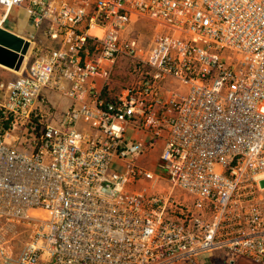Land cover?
I'll return each mask as SVG.
<instances>
[{
  "label": "built area",
  "instance_id": "obj_1",
  "mask_svg": "<svg viewBox=\"0 0 264 264\" xmlns=\"http://www.w3.org/2000/svg\"><path fill=\"white\" fill-rule=\"evenodd\" d=\"M17 7L36 31L0 81V264H264V0H0Z\"/></svg>",
  "mask_w": 264,
  "mask_h": 264
},
{
  "label": "crops",
  "instance_id": "obj_2",
  "mask_svg": "<svg viewBox=\"0 0 264 264\" xmlns=\"http://www.w3.org/2000/svg\"><path fill=\"white\" fill-rule=\"evenodd\" d=\"M2 10V9H1ZM11 13H13L14 15V20H12L11 22H9L7 19V22L4 20V18L2 17V20L0 19V26L12 31L15 34H18L24 38H28L29 34L32 32H35L36 30L32 27L31 25V21H30V15L27 11V9L25 7H17L14 8L13 10H11ZM6 22V23H5ZM38 39L40 41V43L42 44H46V45H50L51 41L48 38V36L43 32V31H38ZM45 45V46H46ZM30 56V51L28 52V54L26 55L25 58V62L23 64V67L20 71H15L13 69H10L8 67H5L3 65L0 64V81H6V80H10V79H14L16 77H18L19 74H21V72L24 69V65L26 64V62L28 61V58ZM10 69V70H9ZM13 70V71H11ZM133 80V77L131 76L130 79L128 78H123L120 77L118 75H116V73L114 74V77L110 80V82L108 83H104L102 79H97V84L98 87L102 89V92L104 90V88L107 86V84L113 88L114 86L117 87L115 89V93L114 94H119L124 88V84H130ZM55 100H52L54 102V104L58 107V109H64L68 106V104L70 103V99L67 96H63L60 99V95L57 94H53ZM155 154H157L155 152ZM155 154H153V156L151 158H153L155 156ZM156 165V164H155ZM154 166V164H153ZM244 259V258H239ZM221 261H228L226 255H224L222 252H214V253H210L207 254L205 256H203L202 258H200V260L197 262V264H205V263H219ZM235 263V262H234ZM231 263V264H234ZM185 264V263H184ZM188 264V263H186Z\"/></svg>",
  "mask_w": 264,
  "mask_h": 264
},
{
  "label": "water",
  "instance_id": "obj_3",
  "mask_svg": "<svg viewBox=\"0 0 264 264\" xmlns=\"http://www.w3.org/2000/svg\"><path fill=\"white\" fill-rule=\"evenodd\" d=\"M31 42L0 26V64L20 71L29 52Z\"/></svg>",
  "mask_w": 264,
  "mask_h": 264
},
{
  "label": "rangeland",
  "instance_id": "obj_4",
  "mask_svg": "<svg viewBox=\"0 0 264 264\" xmlns=\"http://www.w3.org/2000/svg\"><path fill=\"white\" fill-rule=\"evenodd\" d=\"M5 11H2L0 9V19L2 20V17H4ZM6 19L11 22L12 20H14V15L13 13H9L6 17ZM7 20H5L7 22ZM5 22V23H6ZM1 24V22H0ZM151 25L150 24H145V21H142L141 23L135 25L133 27V34L136 36H139L141 39L146 40L148 39V37L151 35ZM43 43V42H42ZM46 45V44H45ZM10 70V69H9ZM13 71V70H11ZM116 75L123 77V78H130L132 76V62L129 59L126 58H122L119 60V62L117 63L116 67H115V71ZM129 85V84H127ZM127 85H124L123 88H125ZM52 100H55L54 97H52ZM54 103V102H53ZM158 154H155V156L151 159H148V161H145V164L147 166L153 167V164L155 166V164L157 163V156ZM261 185L264 186V180L261 181ZM205 264H216V263H205ZM217 264H231L229 261H221ZM234 264H256L246 258L244 259H237L235 261Z\"/></svg>",
  "mask_w": 264,
  "mask_h": 264
},
{
  "label": "trees",
  "instance_id": "obj_5",
  "mask_svg": "<svg viewBox=\"0 0 264 264\" xmlns=\"http://www.w3.org/2000/svg\"><path fill=\"white\" fill-rule=\"evenodd\" d=\"M114 71H115V69H114ZM114 74H115V72H113V74H112V76H111V79L114 77ZM126 78V77H125ZM110 79V80H111ZM128 79H130V78H128ZM110 82V81H109ZM129 84V83H128ZM124 85H127V84H124ZM128 86V85H127ZM117 87H111L110 86V84L108 85L107 84V86L104 88V90H103V92H102V98L104 99V101H105V103L107 104V103H109V102H114L115 100H116V98H117V94H114L115 93V89H116Z\"/></svg>",
  "mask_w": 264,
  "mask_h": 264
}]
</instances>
